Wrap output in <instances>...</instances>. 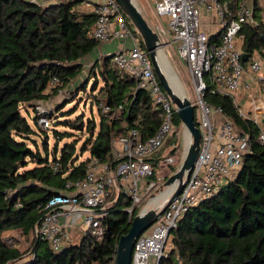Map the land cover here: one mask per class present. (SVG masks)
<instances>
[{
  "label": "trees",
  "instance_id": "1",
  "mask_svg": "<svg viewBox=\"0 0 264 264\" xmlns=\"http://www.w3.org/2000/svg\"><path fill=\"white\" fill-rule=\"evenodd\" d=\"M254 8L258 26L246 24L241 30L242 49L248 60L256 52L264 53L259 0H254ZM124 16L145 47L140 33L125 13ZM96 21V13L86 10L83 0L47 5L30 0H0V264L24 256L21 249L9 246L3 238V233L10 230L20 231L26 237L35 235L34 256L25 264H117L119 239L131 227L126 212L131 200L124 194L113 200L110 213L103 220L102 240L89 231L82 232L78 243L53 251L37 238L35 228L49 199L68 183L86 177L91 159L113 161L114 136L125 135L133 128L139 129L143 139L155 134L162 116L151 97L144 90H134L135 80L113 68L111 56L97 61V66L101 63L104 82L97 105L107 104L112 110L103 113L98 109L97 133L96 123L91 120L89 137L81 146V152L89 151L90 156L81 162L76 155V142L65 143L61 150L55 144L52 159L46 139L45 156L30 150L28 141H35L31 140L35 131L22 114L23 108L29 111L35 102L53 98L80 76L84 68L80 60L100 46V41L92 36ZM216 42L218 36H211V43ZM54 77L59 84L49 90V81ZM205 80L204 100L221 107L240 130L249 132L252 152L244 157L234 180L184 215L172 231L171 256L161 264L173 263L177 258L182 264H264V144L258 140L260 131L253 122L238 115L230 96L211 93L213 85L209 78ZM97 89L94 86V92ZM49 117L55 116L50 113ZM175 122L173 136L165 144L167 147L173 142V149L166 152L161 148L153 160L176 152L177 127L182 124L177 113ZM64 123L77 130L84 128L83 117ZM195 123L199 125L196 113ZM54 133L58 140L71 135L66 132L62 136L56 129ZM29 162L36 165L28 167ZM56 162L60 163L58 172L53 170Z\"/></svg>",
  "mask_w": 264,
  "mask_h": 264
},
{
  "label": "built area",
  "instance_id": "2",
  "mask_svg": "<svg viewBox=\"0 0 264 264\" xmlns=\"http://www.w3.org/2000/svg\"><path fill=\"white\" fill-rule=\"evenodd\" d=\"M84 5L97 15L92 31L95 39L100 43L113 39L124 42L111 56L112 67L135 80V91L141 89L149 94L162 122L155 134L146 139L137 128L125 135L114 136L113 161L91 159L83 180L68 183L46 203L45 214L35 228V234L53 251L73 244L71 239L82 232L89 231L102 240L105 236L103 220L110 213L113 203L110 199L117 190L131 200L126 210L131 222L137 214H144L151 208L164 210L137 238L131 260V264H161L171 256L172 231L184 215L234 180L243 166L244 157L252 152L249 132L240 130L221 107L204 100L205 78L213 85L211 93L230 96L238 115L259 128L258 140L264 144V59L252 56L244 62V51L238 44L239 38L244 40L241 34L244 25L258 26L254 0H154L156 13L168 17V22L166 28H152L158 33L162 48L165 43L161 33L173 35L179 41L178 49L194 79L201 110L197 125L202 134L198 157L181 192L172 200L178 183L166 185L169 177L165 169L174 164L177 157L168 155L156 161L153 158L176 129V105L161 84L146 47L129 26L118 1L85 0ZM204 9L214 15L219 24L221 33L216 43H211V36L203 26ZM126 40L131 41V46L125 44ZM58 84L59 79L54 77L49 81L48 89ZM33 108L37 125L48 131L52 125L49 117L52 108L40 101L35 102ZM98 109L103 113L112 110L103 103ZM185 155L186 150L183 158ZM115 161L117 163L113 164ZM59 168L60 163L56 162L53 170L58 172ZM170 189L165 201L152 203ZM149 196L152 198L148 205L142 207V202ZM171 264L182 262L177 258Z\"/></svg>",
  "mask_w": 264,
  "mask_h": 264
},
{
  "label": "rangeland",
  "instance_id": "3",
  "mask_svg": "<svg viewBox=\"0 0 264 264\" xmlns=\"http://www.w3.org/2000/svg\"><path fill=\"white\" fill-rule=\"evenodd\" d=\"M134 1L136 2L138 8L141 10L150 25H157L159 28H166L168 17L159 16L156 11H152V9H150V11L147 13L144 9H142V5L140 4L139 0ZM49 3L50 2L46 1L43 4L47 5ZM259 4L264 8V0H259ZM161 38L165 44L162 48L163 52L161 51L160 57L163 60V65L166 68V73L170 76L171 82L173 81L176 83V88L173 85L176 92L180 93V95L182 96L186 95L185 97H187L191 101L195 108L196 117L199 122L201 120V110L199 108L196 86L194 84V79L189 70L188 64L180 55L178 49L179 41L175 40L173 35L165 36L162 33ZM99 60L101 59L95 60L89 57V61H86L83 72L80 74V76L73 80L72 84H70L69 87L62 91L60 94L54 96L50 100H47V105L49 108H52L51 113L55 116L51 120L52 125L48 131L42 130L35 123L36 120L33 106H29V111H26L25 108L22 109V114L27 117L28 121L35 131V133L31 135V140L35 141H28V148H30L34 152H40L45 156L46 151L44 149V141L46 139L48 141V156L49 159H52L55 144H58V149L61 150L65 143L76 142V155L78 156L79 162L89 158L90 152H81V146L83 142L89 137V125L91 123V120L96 123L95 133L99 131L100 114L96 99H100L99 89L104 85L102 75L100 74L101 63L99 66L96 65L97 61ZM94 86L98 88L95 92ZM84 87H86V89H84ZM178 87H180L181 92L177 91ZM94 94L97 96H95ZM79 117H83V130L71 128L68 124L64 123L65 121L68 122V120L75 121ZM177 128H179L178 135L176 136L178 139V147L176 149V152L174 153V155L177 157V161L174 164L166 167L165 173L168 177L175 173L181 165L183 161V155L185 153V150L187 149V145H189L190 143V136L186 128L183 126V123ZM55 129L61 132L62 136H64L65 134L67 135L66 132L70 133L71 135L64 136L61 140H58L57 135L54 133ZM172 136L173 135L171 134L169 138H172ZM165 144L162 147L164 151L169 152L171 149H173V142H171L167 147ZM35 165L36 164L34 162H29L28 167H34ZM165 188L166 187H164V189ZM118 194L119 191L115 190L112 198L110 199L111 202H113V200L117 198ZM164 197L165 193L157 196L152 203L158 204L163 201ZM151 198V196L145 198L141 206H147ZM81 235V233H78L71 239V243H78L80 241ZM3 237L5 238V241L9 246L18 247L24 252V256L22 259L16 260L11 264H23L33 257L32 251L35 244V235L26 237L21 234L20 231L10 230L4 232ZM170 248H174L173 241L170 243Z\"/></svg>",
  "mask_w": 264,
  "mask_h": 264
},
{
  "label": "water",
  "instance_id": "4",
  "mask_svg": "<svg viewBox=\"0 0 264 264\" xmlns=\"http://www.w3.org/2000/svg\"><path fill=\"white\" fill-rule=\"evenodd\" d=\"M117 1L123 12L127 15L137 31L140 33L146 50L151 57V61L158 78L166 92L171 97L172 102L176 105L177 114L181 119L183 126L188 131L189 136L191 137V142L189 145H187L186 155L183 158L181 165L177 171L169 176V178L166 180V185L178 183V188L175 194L172 196V200L181 192L184 180L190 177L200 150L202 134L200 128L195 123V108L187 97L176 92L165 72L163 71L159 60V53L162 51V44L160 42L161 39L158 33L148 23L147 19L138 8L136 2L134 0ZM242 59L244 62H246L248 60V54L244 53ZM163 211V209L158 211L157 209L151 208L144 214H137L133 218L130 230L126 234H123L119 239L116 252L117 264H131L133 250L137 238L158 219Z\"/></svg>",
  "mask_w": 264,
  "mask_h": 264
},
{
  "label": "crops",
  "instance_id": "5",
  "mask_svg": "<svg viewBox=\"0 0 264 264\" xmlns=\"http://www.w3.org/2000/svg\"><path fill=\"white\" fill-rule=\"evenodd\" d=\"M48 2H58V0H46ZM97 3L101 2L102 0H93ZM140 4L142 5V9H144L147 13L150 11V9H152V11H155L154 8V0H139ZM85 0H83V7L90 11L89 9H87L84 5ZM262 8V21L264 22V8L261 6ZM152 26V25H151ZM157 25H154L152 27H156ZM203 26L204 28L209 32L210 36H214L217 35L218 39L221 33L219 24L217 22V19L215 18L214 15H212L211 13L207 12L205 9L203 10ZM243 39H238V44L242 47L243 46ZM124 42L118 39H113L110 40L109 42H101L100 46L97 47L95 50H93V52L89 55H87L86 57H84L83 59L80 60V62L83 64V66L85 65L86 61H89V57L92 59H102L103 56H111L115 51H117V49L123 44ZM125 44L127 46H131V41L130 40H126ZM163 52V51H162ZM161 54V52H160ZM161 56V55H160ZM253 56H259L262 57L264 59V53L261 52H256L254 53ZM161 58V57H160ZM75 80V79H74ZM72 84V83H71ZM243 92H245V90H243ZM50 100V99H49ZM44 104L47 105V100H42L40 101ZM48 106V105H47ZM16 231V230H15ZM7 232V231H6ZM77 231L75 230L74 233H76ZM4 238V237H3ZM5 239V238H4ZM171 264V263H170Z\"/></svg>",
  "mask_w": 264,
  "mask_h": 264
},
{
  "label": "bare ground",
  "instance_id": "6",
  "mask_svg": "<svg viewBox=\"0 0 264 264\" xmlns=\"http://www.w3.org/2000/svg\"><path fill=\"white\" fill-rule=\"evenodd\" d=\"M160 52H161V51H160ZM159 60H160V64H161V66H162V69H163V71L165 72L166 76L168 77L170 83H171V84L173 83L172 86L174 85V87L176 88V87H177L176 83L173 82V81L171 82V78H170V76L166 73V68H165V66L163 65V60H162V58H160V53H159ZM174 87H173V88H174ZM177 91H178V92H181L180 87L177 88ZM178 94H180V93H178ZM185 96H186V95H185ZM190 142H191V137H190ZM171 190H172V189H170V190H168V191L165 192V197H164L163 201H165V199H167V197H168L169 194L171 193ZM163 201H162V202H163Z\"/></svg>",
  "mask_w": 264,
  "mask_h": 264
}]
</instances>
